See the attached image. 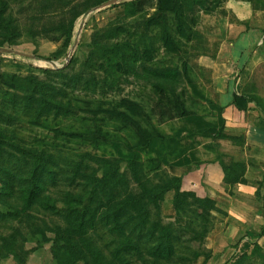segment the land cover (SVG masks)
Returning a JSON list of instances; mask_svg holds the SVG:
<instances>
[{
  "label": "trees",
  "instance_id": "trees-1",
  "mask_svg": "<svg viewBox=\"0 0 264 264\" xmlns=\"http://www.w3.org/2000/svg\"><path fill=\"white\" fill-rule=\"evenodd\" d=\"M108 1L73 5L68 18L38 32L62 43L54 61L67 57L79 18ZM146 1L130 0L124 20L95 33L89 53L75 72L68 70L79 65L76 52L64 69L41 70L45 79L34 75L31 64L28 75L20 73L21 67L16 73L0 69V203L6 207L0 209V225L24 224L26 240L52 243L57 264H196L202 257L203 264H208L212 254L205 244L214 227V212L219 210L211 198L184 190L183 178L166 170L199 166L204 150L222 167L228 187L248 183L245 161H225L226 154L219 152L220 141L243 147L245 139L227 135L225 108L215 102L203 80L196 81L191 63L194 57L208 56V41L197 30L201 15L224 13L229 0H180L184 17L172 26L165 24L159 39L150 36V19L143 17ZM241 1L264 11L262 0ZM30 33L37 34L35 28ZM22 37L10 3L0 0V50L17 46ZM255 83L247 84L241 94L234 92L231 105L241 112L255 105L264 114V101L258 95L262 93ZM126 84L143 85L151 94L142 90L136 94L157 102L169 92L177 103L179 90L187 86L192 99L200 102V112L179 117L169 130L157 124L145 128L125 118L137 124L134 141H128L104 129L98 116L81 114L73 104L76 93L96 104L122 95ZM64 120L70 121L68 128L60 127L59 121ZM21 124L48 131L51 140L34 137L29 142L16 133ZM67 144L88 146L92 151L77 152ZM61 184L66 186L64 197H53L52 190H59ZM169 193L182 224L165 223L161 218ZM257 195L261 196L260 189ZM39 214L58 216L64 225L54 229ZM48 232L55 233L53 240L48 239ZM12 246L0 245V261L14 255ZM229 264H264V251L255 244L251 253Z\"/></svg>",
  "mask_w": 264,
  "mask_h": 264
},
{
  "label": "rangeland",
  "instance_id": "rangeland-1",
  "mask_svg": "<svg viewBox=\"0 0 264 264\" xmlns=\"http://www.w3.org/2000/svg\"><path fill=\"white\" fill-rule=\"evenodd\" d=\"M6 1L10 3L11 12L14 17L18 19L22 27L23 37L20 39L17 46L6 48L7 50L13 51V53H0V69L3 72L16 73L19 72V67H21L22 70L20 73L28 75L30 72L29 65L31 64L32 68H34V75L38 76L40 79H45L47 76L42 73L41 70L57 71L64 69L66 64L71 61L70 59L67 62V58L76 42L77 46L72 57L76 52V56L79 58V65H76L74 69H69L68 72L77 71L90 51L95 33L103 31L115 23H119V19L124 20L126 17V4L130 0H119L111 6L101 8L94 12L92 10L79 18L75 30L74 44L67 57L59 61H54L53 56L59 51L62 43H56L51 39H46L44 36H39L38 32L41 31L43 27H49L60 19L68 18L70 16L69 8L73 5L82 4L86 0H67L65 3H62L61 0ZM66 3H68V5H66ZM262 3H264L263 0ZM234 7L242 14L248 12L246 8L240 9L237 6ZM142 11L143 17H145V19H150L148 31L150 36L155 39H159V32L165 24L172 26L176 23H180L182 17H184V10L180 0H147L146 4L142 7ZM227 11L226 9L224 13L222 11H217L213 15H201V22L197 29L208 41V44H206V47H208V51H206L208 56L193 58L191 61L195 67L193 76L196 81L203 80L207 87L210 84L209 81H211L212 76L211 67L214 65L213 56L216 55L217 57L219 54L222 55V53L224 58L229 55L231 56L228 52L229 43L225 40V33L227 30L230 31L231 24H233L235 19L229 15V12L227 14ZM143 17L138 21L139 23L144 20ZM127 21L134 22L133 20ZM30 28H35L37 34H31ZM236 28L238 27L236 26ZM234 31L238 32L237 29H234ZM155 44L156 47H160L159 41H155ZM221 44H225L224 46L227 48L224 52H222V50L220 52ZM22 54L29 55L31 57L29 61H23L16 57ZM247 57L248 56L244 57L243 60L246 61ZM54 63L57 64V66H55ZM205 66H209L210 68H205ZM199 67L205 68L206 72L201 71ZM255 84L264 95V65L257 69ZM142 86L143 85L138 84H126L124 85L125 90L122 95L110 96L96 104H92V99L82 93H76L72 101L81 114L91 117L98 116L101 126L104 129L119 133L126 137L128 141H130V139L134 141V131L137 129L135 125L137 124L129 120L131 122L130 124L125 118H131L136 122L138 121L140 124H143L145 128H152L153 125L157 124L169 130V124L177 121L179 117L200 112L201 104L192 99L187 86L179 90L178 103L175 97L171 96L172 94L169 92L163 93L160 102L155 101L156 99L152 100L140 94H136L137 92L141 93V90L147 95L151 94L149 89ZM250 117L251 115L245 117V124L241 126L230 125L229 128L231 130L227 128V135L230 137L244 138L245 142L248 141L250 144H252L253 141L264 144V142L260 140V134H262L263 130L260 134L252 130L253 125H255V123L257 124V122H255V115H253L252 118ZM261 120H263L262 117ZM55 124L57 123H52V126ZM59 125L62 128H68L70 121H59ZM256 128H259V124ZM16 129L18 135L27 138L31 143L34 137H46L51 140L50 133L41 128H33L27 124H21L18 125ZM219 144V152L226 154L227 158L225 161L242 160L246 163L249 160L251 162L252 170L249 171L248 181L251 183V186L246 187L243 191H239L236 187L230 188L223 184L219 187V185H217L214 191L216 195L213 196L211 192H213L214 189L212 188V190L208 192L207 184L205 182L202 183L203 192H201V194H209V196H212L213 198L211 199L219 210L214 212V227L205 244L206 250L210 251L212 254L211 261H209L208 264L233 263L241 255V252L248 250L247 253H251L255 244H259L264 251V200L262 198L264 195V151L257 153L258 157L254 163L251 158L247 157V153L242 152L232 141L223 140L220 141ZM67 145L70 149L77 152L92 151V148L88 146L77 144ZM250 150H252V148ZM205 160H213V157L211 155L207 156L203 150L202 163H204ZM122 166L123 171H125L127 169L126 165L123 164ZM102 172L100 171V176ZM65 188V184H61L59 190H52V196L62 199L64 197L62 191ZM258 189H260V197L257 195ZM1 191L2 184L0 181V193ZM169 202V199L166 200V205L161 209V218L165 223L179 224L181 218L179 219L175 216V211L172 209ZM64 206H66V204H64ZM0 209H6V207L0 203ZM38 216L54 229L64 225V222L58 216L41 214ZM27 231L28 229L24 224L17 222L10 223L9 225H0V245L6 242L11 243L13 245L14 255L17 256V258H15L14 255L3 258L0 264H57L51 253L52 243L29 242L25 239L28 233ZM47 237L53 240L55 233L48 232ZM246 244H248V247H251H245ZM215 255H217V257ZM204 261L205 259L202 257L196 264H203Z\"/></svg>",
  "mask_w": 264,
  "mask_h": 264
},
{
  "label": "crops",
  "instance_id": "crops-1",
  "mask_svg": "<svg viewBox=\"0 0 264 264\" xmlns=\"http://www.w3.org/2000/svg\"><path fill=\"white\" fill-rule=\"evenodd\" d=\"M234 6H237L240 9L246 8L248 12L242 14L240 11H237ZM226 9L228 10L227 14L229 12V15L235 19L233 24H231L230 31L227 30L225 33V40L229 43L228 52L231 56L229 55L224 58L222 53V55L219 54L213 61L214 65L211 67L212 76L211 81H209L210 84L208 87L206 86L207 91L217 104L225 108L224 117L227 120L228 128L230 125L241 126L245 124V117L251 115L250 118H252V116L255 115L254 118H256L255 122H257V124L255 123V125H253L252 130L259 132V134L263 130L262 134H260V140L264 142V114L255 105H251L248 112H241L231 105L232 94L234 92L241 94L247 84L257 79V69L264 65V11H255L250 3L241 0H229L223 10L226 11ZM234 24L238 28H236ZM234 29H237L238 32H235ZM224 45L225 44H221L220 52L221 50L222 52L227 50ZM246 56H248L247 60L244 61L243 58ZM205 68L210 67L205 66ZM258 95H260L264 101V95ZM261 117L263 120H261ZM258 124L259 128H256ZM229 130L231 129L229 128ZM260 143L253 141L252 144H250V142L247 141L243 147L238 145L237 147L242 152L247 153V157L251 158L255 163L256 158L258 157L257 153L264 151V144ZM251 148L252 150H250ZM246 164L248 167L246 179L249 181V171L252 170V164L249 160ZM167 170L170 174L183 178L184 190L194 191L200 197L209 196V194H201V192H203V182L207 184L208 192L209 190H212V188L214 189L213 192H211L213 196L216 195V192L214 191L217 185H219V187H221L222 184L226 185L224 182L223 169L214 159L208 161L205 160V162L201 163L199 166L192 164L184 167H170ZM249 186H251L250 182L246 185H237L236 189L243 191ZM168 197L169 200H171L172 194L169 193ZM209 198L213 197L209 196ZM169 203L175 211L171 201ZM165 205L166 201L162 204L161 209H163ZM179 222L180 224L184 223L182 219H180ZM248 244H246L245 247L250 248L251 246L248 247ZM246 252H248V250H245L240 254L242 255ZM215 256L217 257V255Z\"/></svg>",
  "mask_w": 264,
  "mask_h": 264
},
{
  "label": "water",
  "instance_id": "water-1",
  "mask_svg": "<svg viewBox=\"0 0 264 264\" xmlns=\"http://www.w3.org/2000/svg\"><path fill=\"white\" fill-rule=\"evenodd\" d=\"M118 1H119V0H111V1H108V2L104 3L103 5H101L100 7L96 8L95 10H93V12L96 11V10H99V9H101V8H106V7H108V6H111V5L115 4V3H117ZM76 46H77V42L75 43V45H74V47H73L71 53L69 54V56H68V58H67V62L71 59L72 54H73V52H74L75 49H76ZM0 52H4V53H13V51H11V50H0ZM22 55H23V54H22ZM24 56H27V57L31 58L29 55H24ZM54 65L57 66V64H55V63H54Z\"/></svg>",
  "mask_w": 264,
  "mask_h": 264
}]
</instances>
